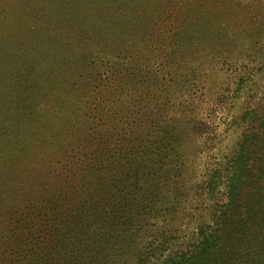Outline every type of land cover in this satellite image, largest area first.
<instances>
[{"label":"rangeland","instance_id":"obj_1","mask_svg":"<svg viewBox=\"0 0 264 264\" xmlns=\"http://www.w3.org/2000/svg\"><path fill=\"white\" fill-rule=\"evenodd\" d=\"M263 99L264 0H0V258L16 233L6 213L33 185L51 221L110 192L104 183L126 186L142 163L154 172L113 193L142 197L163 179L177 223L195 193L210 211L222 200L202 192L206 168H225L241 114ZM107 143L108 160L84 172ZM251 166L245 193L264 199V147ZM94 171L107 180L88 181ZM240 218L229 235L254 213ZM194 219L186 225L208 223V209Z\"/></svg>","mask_w":264,"mask_h":264},{"label":"trees","instance_id":"obj_2","mask_svg":"<svg viewBox=\"0 0 264 264\" xmlns=\"http://www.w3.org/2000/svg\"><path fill=\"white\" fill-rule=\"evenodd\" d=\"M249 79V73H243L237 91L245 90ZM239 122L240 125H236L241 129L239 138L232 156L223 164L225 168L213 164L205 171L202 192L209 195V201L217 200L216 194L222 200V203L213 202L210 211L205 203L197 207L203 200L195 193L191 197L193 205L182 209V221L177 223L172 206L178 203L177 197L158 192L164 188L163 179L161 185L155 183L150 188L155 192L142 197L113 193L114 190L124 191L126 186L138 187L142 177L154 172L142 163L137 165L138 170L133 171L126 186L119 187L122 180H110L111 186L104 183L112 188L110 192L95 193L96 198L90 203L82 202L81 206L78 203L76 209L66 207L51 221L43 214L46 211L41 207L43 202L33 196V190L39 191L42 185H33L31 194L19 196L20 203L6 213L10 216L6 219L8 227L16 233L12 235V243L7 245L8 250L2 254L0 264H264V199L245 193L252 180V155L256 149L264 147V99L257 104V109L241 114ZM108 145H99L86 154L88 163L84 172L108 160L111 151ZM116 147L123 150L125 142L119 141ZM120 156L118 152L117 157ZM86 178L96 186L98 181L107 180L96 171ZM248 197L253 201L246 200ZM21 204H25L24 208ZM164 205L167 208L163 211ZM206 209L210 216L208 223L186 225L185 221L196 220L194 218ZM248 212L254 213L251 224L244 222L241 229L229 235L228 223H234L235 217L242 222L240 216ZM45 226L49 231L43 234ZM189 228H193L191 241L183 245L181 233ZM250 229L251 239L243 234Z\"/></svg>","mask_w":264,"mask_h":264}]
</instances>
